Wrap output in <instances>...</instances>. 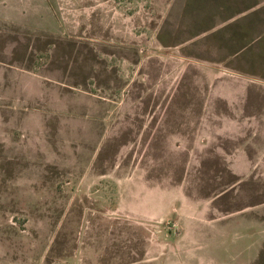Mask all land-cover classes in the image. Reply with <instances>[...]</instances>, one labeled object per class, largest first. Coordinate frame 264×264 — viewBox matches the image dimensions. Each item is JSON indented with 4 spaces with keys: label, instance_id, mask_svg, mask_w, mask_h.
<instances>
[{
    "label": "rangeland",
    "instance_id": "1",
    "mask_svg": "<svg viewBox=\"0 0 264 264\" xmlns=\"http://www.w3.org/2000/svg\"><path fill=\"white\" fill-rule=\"evenodd\" d=\"M262 27L264 0H0V264H264V34L230 55Z\"/></svg>",
    "mask_w": 264,
    "mask_h": 264
},
{
    "label": "crops",
    "instance_id": "2",
    "mask_svg": "<svg viewBox=\"0 0 264 264\" xmlns=\"http://www.w3.org/2000/svg\"><path fill=\"white\" fill-rule=\"evenodd\" d=\"M244 18H246L244 16ZM245 21H234L233 23L229 24L230 26L233 25V29L240 24H245ZM248 27V26H247ZM264 34V28L262 27L260 30H257L254 32L253 35H241V38L239 39L238 43L235 44L233 49L230 52L231 56H241L245 53H241V49L246 47V49L250 46L251 42H255L257 39L259 40ZM227 101H230L229 97H226ZM233 101V100H231ZM237 151L234 152V156L230 158L228 161L230 163V167L232 168L233 172L237 175H244L246 174V171L248 170V155L246 154V151L243 149H238Z\"/></svg>",
    "mask_w": 264,
    "mask_h": 264
},
{
    "label": "trees",
    "instance_id": "3",
    "mask_svg": "<svg viewBox=\"0 0 264 264\" xmlns=\"http://www.w3.org/2000/svg\"><path fill=\"white\" fill-rule=\"evenodd\" d=\"M233 174V176L235 177L236 176V174L235 173H232ZM235 180H238V178H236Z\"/></svg>",
    "mask_w": 264,
    "mask_h": 264
}]
</instances>
